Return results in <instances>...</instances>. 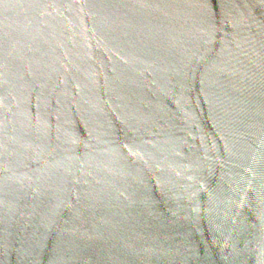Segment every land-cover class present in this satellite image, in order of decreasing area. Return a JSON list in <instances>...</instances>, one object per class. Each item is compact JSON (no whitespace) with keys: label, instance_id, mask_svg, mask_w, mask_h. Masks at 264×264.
I'll return each instance as SVG.
<instances>
[{"label":"water","instance_id":"1","mask_svg":"<svg viewBox=\"0 0 264 264\" xmlns=\"http://www.w3.org/2000/svg\"><path fill=\"white\" fill-rule=\"evenodd\" d=\"M0 264H264V0H0Z\"/></svg>","mask_w":264,"mask_h":264}]
</instances>
